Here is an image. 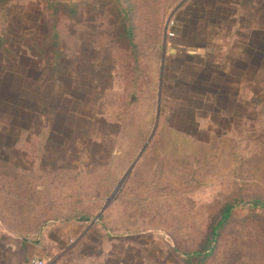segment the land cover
Masks as SVG:
<instances>
[{
  "label": "rangeland",
  "instance_id": "obj_1",
  "mask_svg": "<svg viewBox=\"0 0 264 264\" xmlns=\"http://www.w3.org/2000/svg\"><path fill=\"white\" fill-rule=\"evenodd\" d=\"M123 1L0 0V69L40 95L0 105L15 260L201 264L229 204L202 264H264V0Z\"/></svg>",
  "mask_w": 264,
  "mask_h": 264
},
{
  "label": "trees",
  "instance_id": "obj_2",
  "mask_svg": "<svg viewBox=\"0 0 264 264\" xmlns=\"http://www.w3.org/2000/svg\"><path fill=\"white\" fill-rule=\"evenodd\" d=\"M123 1V0H122ZM123 3V4H122ZM61 3H54L52 5V11L53 14L56 15L59 13ZM63 6L70 8L72 12H75L78 4L77 3H71V4H64ZM124 6V1L121 2L119 8L118 4H116V9H119L118 15L120 18V21L123 22V27L125 32L122 33L123 37L128 41L129 43H132L134 40V24H132V13L130 10L126 9ZM122 19V20H121ZM56 44V43H55ZM60 58L59 55H57L56 65L58 67H53L51 72L48 73L49 80L52 79L53 82L56 80L62 82L60 79V72L62 71L63 67L62 62L58 60ZM12 69H0V105L2 109H8L12 110L8 111L10 114H12L14 117L19 116H29L33 118H36L37 116V102L39 98V92L38 87L33 86V84L36 82V77H27L30 78L24 79L23 77H20V71L16 67H10ZM15 79V82H14ZM18 80V82H16ZM35 80V81H34ZM29 81V82H28ZM59 88V86H57ZM53 95V92H48L47 95ZM64 95L62 97L66 96V93H63ZM7 105V106H6ZM9 106L11 108H9ZM1 110V109H0ZM2 114H9L7 111H0ZM11 116V115H10ZM258 202L255 203L254 206H257ZM262 205V204H261ZM234 207L232 205H226L220 219L217 221L216 225L214 226L212 230V236L208 238L207 240V247L208 249L206 253H203L204 251L196 252V256H202V263H204L210 256L213 248L215 247V243L218 240V237L220 236L221 229L228 223L230 220L231 214H233Z\"/></svg>",
  "mask_w": 264,
  "mask_h": 264
},
{
  "label": "crops",
  "instance_id": "obj_3",
  "mask_svg": "<svg viewBox=\"0 0 264 264\" xmlns=\"http://www.w3.org/2000/svg\"><path fill=\"white\" fill-rule=\"evenodd\" d=\"M16 243L12 239L11 232L6 230L5 227H0V264H20V261L15 260L14 252L15 250L14 245ZM65 251H58L56 255L53 257L52 264H65ZM50 264V263H49Z\"/></svg>",
  "mask_w": 264,
  "mask_h": 264
},
{
  "label": "built area",
  "instance_id": "obj_4",
  "mask_svg": "<svg viewBox=\"0 0 264 264\" xmlns=\"http://www.w3.org/2000/svg\"><path fill=\"white\" fill-rule=\"evenodd\" d=\"M31 264H49L45 259L43 258H32Z\"/></svg>",
  "mask_w": 264,
  "mask_h": 264
}]
</instances>
